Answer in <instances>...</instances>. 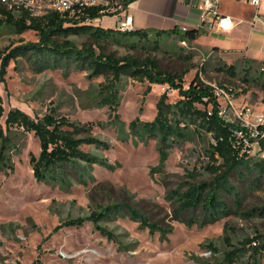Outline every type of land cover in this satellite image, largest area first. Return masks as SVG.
<instances>
[{"label":"rangeland","instance_id":"rangeland-1","mask_svg":"<svg viewBox=\"0 0 264 264\" xmlns=\"http://www.w3.org/2000/svg\"><path fill=\"white\" fill-rule=\"evenodd\" d=\"M225 7L241 19L232 36L237 41L248 38L250 8L241 3ZM105 21L97 27L117 29L109 19ZM66 40L79 48L90 43L82 35L68 36ZM35 42L38 37L32 31L16 35L12 29L1 27L0 70L2 57L10 49ZM197 43L199 46L186 41L183 46L175 37H169L161 39L155 49L152 44L128 49L109 43L106 52L116 57L154 58L167 74L188 69L182 80L184 88L199 73L206 84L230 88L234 104H248L256 112L262 110L264 79L255 77L264 63L252 65L247 81L243 82L247 67L244 58H218L212 54L216 50L209 49L213 42L208 37H201ZM222 65H235V76L219 71ZM89 75L74 66L36 71L29 60L19 58L9 62L0 77L4 114L17 108L37 120L52 111L82 125L91 122L92 136L105 142L108 148L81 149L112 166V169L93 166L89 172L91 179L86 177V183L74 175L65 187L37 183L32 177L28 154L38 155V141L33 134L14 129L10 135L14 171L0 173V264H216L223 252L240 246L242 240L264 235L262 216L245 217L237 213L211 224L190 227L181 219L191 217L199 222L200 208L183 212L181 218L175 217L173 196L192 184L211 179L205 155L212 144L210 135L189 128V139L169 149L160 166L156 141L141 143L127 125L135 118L151 121L155 102L167 86L122 77L118 84L119 121L115 122L108 108L97 103L99 84L105 77ZM167 97L174 103L179 98L178 92L167 90ZM217 101L224 105L223 99ZM253 178V175L242 179L237 175L230 177V184L240 194L242 212L264 208V180L257 185ZM224 200L232 205L230 197L224 196ZM120 203L130 205L148 217L150 223L171 232L164 237L159 232L151 234L124 214L101 223L112 232L113 239L101 236L89 221L80 227L64 226L66 220L85 219L93 212Z\"/></svg>","mask_w":264,"mask_h":264},{"label":"trees","instance_id":"trees-1","mask_svg":"<svg viewBox=\"0 0 264 264\" xmlns=\"http://www.w3.org/2000/svg\"><path fill=\"white\" fill-rule=\"evenodd\" d=\"M119 1L123 8H126L134 0ZM86 12L92 19L98 15L96 8ZM11 13L0 4V28H10L16 35L32 31L38 37V42L10 49L2 57L0 77H3L9 62H16L19 58L29 60L36 71L61 67L67 69L74 66L77 70L88 71L91 78L103 76L105 81L99 84L97 103L108 108L115 122L119 121L118 84L122 77L146 81L150 85H166L169 89L176 90L179 98L174 103L168 101L166 92L159 95L154 105L155 115L151 121L135 118L127 125L129 132L141 143L148 140L156 141L160 166L165 162L169 149L189 139V128L210 135L212 144L205 151V155L208 159L206 170L211 179L192 184L186 191L173 196L176 203L174 216L181 218L183 212L200 208L202 219L199 222L191 217L186 221L181 219L187 227L194 224L204 226L237 213L245 217L255 215L264 217V208L242 212L240 194L230 184L232 175H237L241 179L253 175V180L259 185L258 183L264 180V159H253L247 155L241 139L235 135L239 127L225 122L218 115V102L212 93V87L201 81L199 73L194 76L188 87L184 88L182 80L189 72L188 69L179 74H167L160 70L154 58L146 56L140 59L131 55L116 57L113 53L106 52V45L109 43L128 49H135L144 44H152L155 49L161 39L169 37L191 43L199 37L198 31L177 29L120 31L86 25L82 21H65L54 12L35 18L25 12L18 17ZM80 35L89 38L90 43L79 48L66 40L68 36ZM244 63L247 67L243 82H246L252 65L257 62L244 59ZM221 68L219 71L223 70L228 75L235 76V65H222ZM255 78L264 79V70L260 69ZM149 90L147 89L148 92ZM96 125L100 127L101 123ZM93 126L91 122L83 125L72 122L52 111L37 120H33L17 108L10 109L4 114L0 96V173L14 171L10 155L12 142L10 135L15 129L25 134H33L38 141V155L28 154L32 177L37 183L65 187L73 175L82 183H86V177L91 179L89 172L93 166L112 169L104 159L96 158L81 149L82 146L108 148L105 142L92 136ZM224 196L231 198V206L225 202ZM121 214L151 234L159 232L164 237L171 232L170 229H163L150 223L148 217L125 203L105 207L99 212L91 213L85 219L66 220L64 226L80 227L85 221H89L101 236L113 239L112 232L102 227L101 223ZM211 250L215 251L214 248ZM216 264H264V235L242 240L240 246L223 252L220 262Z\"/></svg>","mask_w":264,"mask_h":264},{"label":"built area","instance_id":"built-area-1","mask_svg":"<svg viewBox=\"0 0 264 264\" xmlns=\"http://www.w3.org/2000/svg\"><path fill=\"white\" fill-rule=\"evenodd\" d=\"M222 0H200L201 18L212 14L214 22L210 28H214L217 32L229 33L239 22L234 21L228 16H220L217 13L218 6ZM253 8V14L249 19L250 29H254L258 25L263 30L264 37V14H260V6L264 0H236ZM0 4L5 6L12 13L21 14L25 12L30 17H41L50 12L60 15L65 21H82L86 25L97 26L105 19L115 17L114 25L120 31L132 30V17L125 13L122 3L119 0H0ZM96 8L97 17L89 18L86 11ZM112 15V16H111ZM182 28L181 31H185ZM185 46L186 41H180ZM264 70V68H261ZM201 79V78H200ZM201 81H203L201 79ZM204 82V81H203ZM205 83V82H204ZM206 84V83H205ZM212 93L215 99H223L224 105L218 103V115L227 123L235 124L239 130L235 135L241 139L244 151L248 156L256 155L257 158L264 159V108L259 112L254 111L248 104L236 105L231 100L232 96L230 88L214 86ZM167 90L169 87H167ZM218 102V101H217Z\"/></svg>","mask_w":264,"mask_h":264},{"label":"crops","instance_id":"crops-1","mask_svg":"<svg viewBox=\"0 0 264 264\" xmlns=\"http://www.w3.org/2000/svg\"><path fill=\"white\" fill-rule=\"evenodd\" d=\"M231 3H241L236 0H222L218 6L217 13L220 16H228L234 21L239 22L237 16L231 13L225 5ZM250 8L249 19L253 14V8ZM125 13L132 17V30H148V31H170L173 29L198 31L199 37L191 42L199 46L197 41L201 37H208L212 42L209 49H216L212 54L218 58L225 60L226 56L233 58H244L264 63V37L261 26L254 29L249 27V37L237 41L232 36L233 30L229 33L217 32L214 28H210L214 22L212 14L201 18L200 0H134L125 8ZM259 13L264 14V3L260 6ZM113 24L115 17L109 18ZM109 28H112L109 26ZM256 64V63H255Z\"/></svg>","mask_w":264,"mask_h":264}]
</instances>
